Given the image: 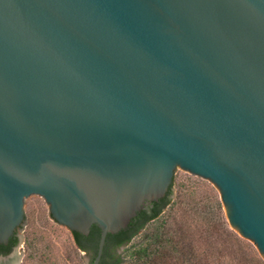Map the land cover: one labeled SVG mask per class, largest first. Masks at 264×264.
Listing matches in <instances>:
<instances>
[{"label":"water","instance_id":"1","mask_svg":"<svg viewBox=\"0 0 264 264\" xmlns=\"http://www.w3.org/2000/svg\"><path fill=\"white\" fill-rule=\"evenodd\" d=\"M178 167L264 258V0H0V264L34 196L100 264Z\"/></svg>","mask_w":264,"mask_h":264},{"label":"rangeland","instance_id":"2","mask_svg":"<svg viewBox=\"0 0 264 264\" xmlns=\"http://www.w3.org/2000/svg\"><path fill=\"white\" fill-rule=\"evenodd\" d=\"M220 195L209 181L177 168L172 203L156 225L164 223L187 256L163 264H264L256 246L234 230ZM24 264H90L75 246L71 231L52 219L39 196L26 200ZM152 227V226H151ZM151 227L133 239L140 244ZM127 264H137L128 257Z\"/></svg>","mask_w":264,"mask_h":264},{"label":"trees","instance_id":"3","mask_svg":"<svg viewBox=\"0 0 264 264\" xmlns=\"http://www.w3.org/2000/svg\"><path fill=\"white\" fill-rule=\"evenodd\" d=\"M174 186L175 178L167 196L159 202H154L150 212L148 210L141 211L126 229L107 236L101 264H122L124 258L119 254L122 247H126L125 255L137 264H163L169 257L172 258V254L176 260L187 256L179 249V242L175 240L174 235L165 229L166 224L156 225L164 210L172 203ZM219 208H223L221 200L219 201ZM149 226H152L151 232L144 237L140 244L128 246L142 230ZM72 233L78 243L86 244L91 248L94 253L91 263L93 264L98 252L101 229L96 225L92 226L88 236L78 232ZM10 251V249L6 250V254Z\"/></svg>","mask_w":264,"mask_h":264},{"label":"flooded vegetation","instance_id":"4","mask_svg":"<svg viewBox=\"0 0 264 264\" xmlns=\"http://www.w3.org/2000/svg\"><path fill=\"white\" fill-rule=\"evenodd\" d=\"M168 194V193H167ZM167 196V195H166ZM165 196V197H166ZM164 197V198H165ZM153 207V206H152ZM152 207H148L147 210L150 212V209ZM25 217H26V214H25ZM19 231H16L15 235L13 237L10 238L9 242L7 244H0V257H8L9 255H11L12 253H14L20 246L21 244V241H20V237H19ZM72 233V232H71ZM72 236H73V240H74V243H75V246L77 247V249L84 253L85 255H87L90 259V264L92 263V258L94 256V253L93 251L91 250V248L86 245V244H81V243H78L72 233ZM124 248V247H122ZM121 248V249H122ZM10 249L11 251L9 253L6 254V250ZM120 249V250H121ZM119 250V251H120ZM102 262V260H101ZM100 262V264H101Z\"/></svg>","mask_w":264,"mask_h":264}]
</instances>
